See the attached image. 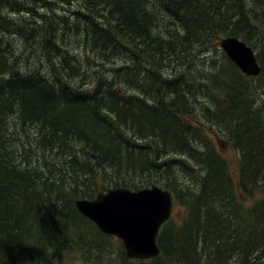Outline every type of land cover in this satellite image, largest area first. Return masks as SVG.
Listing matches in <instances>:
<instances>
[{"label": "trees", "instance_id": "1", "mask_svg": "<svg viewBox=\"0 0 264 264\" xmlns=\"http://www.w3.org/2000/svg\"><path fill=\"white\" fill-rule=\"evenodd\" d=\"M71 1L79 7L69 12L74 20L40 15ZM18 9L36 28L30 37L11 19ZM0 28V264L58 262L80 233L107 247L75 201L113 186L138 190L119 182L124 170L147 174L146 183L168 189L184 208L180 223L163 225V259L152 264H264V0H0ZM22 32L42 51L35 68L24 69L7 48L4 36ZM226 36L259 50L258 77L223 51L220 62L201 58L216 72H198L197 51ZM66 40L123 65L83 72ZM210 128L239 154L243 196L261 194L251 207L241 203L238 173ZM102 252L125 264L123 254Z\"/></svg>", "mask_w": 264, "mask_h": 264}, {"label": "rangeland", "instance_id": "2", "mask_svg": "<svg viewBox=\"0 0 264 264\" xmlns=\"http://www.w3.org/2000/svg\"><path fill=\"white\" fill-rule=\"evenodd\" d=\"M80 3H82V0H78ZM46 6H44L42 9H40V15L41 13H47V14H52V12H54V14H59L61 16H67L69 15V12L72 14L74 11L77 10L78 7V2L77 1H71L69 4L66 3H62V4H58V3H54V8H49L47 7V9L45 8ZM80 12V10H78ZM27 11H21V9H18L17 12L15 13H10L11 19H18V20H22V23L25 24L26 31L30 37L31 35V31L32 29H36L34 28V24L30 23V22H25L26 20V14ZM70 17H72L71 15H69ZM10 19V18H9ZM72 19L74 20L75 18L72 17ZM32 27V29L28 30L27 29L29 27ZM41 26V25H40ZM0 34H1V28H0ZM20 34L22 33H17V34H6L5 38L7 40L10 41V45L7 46V48L9 49L10 47H14L15 52L18 53V59L20 60V62L23 64V67L25 69V67H34L37 65L39 66V58L40 56H42V51L39 48L38 45H36L35 43H30V45H28V42H26V40L20 36ZM84 34L80 35L83 36ZM7 36V37H6ZM40 40V37H39ZM67 42V40H66ZM32 46V49H31ZM67 46L69 48H73L76 47L77 49L73 50L72 52H75L76 55L79 57L78 61H79V66L81 68V70L83 72H85L86 69L89 68L88 72H94L96 69L97 65H102L101 67H118V66H122L123 62H121V60L119 59V62H105L101 56L98 54L97 51L95 50H91L90 47H85L83 42H79V45L76 46L74 45L71 41L67 42ZM91 46V45H90ZM16 48V49H15ZM199 50V49H197ZM194 50V51H197ZM209 52L205 53V52H199L198 53V63H199V71L198 72H202L203 75L207 74V71H209L210 73L216 72V70L211 68V63L209 64L208 61L202 62L201 58H207L208 60L212 59L214 62H220L222 60V49L220 47V41L219 42H215L210 48H209ZM256 53H259V50L255 49ZM257 53V55H258ZM44 55V54H43ZM185 59H189L191 60V57L188 55ZM208 62V63H207ZM45 63L48 66L47 60L45 61ZM179 64L173 65L171 64V67H175L178 68ZM42 68V67H41ZM45 69V68H42ZM41 69V70H42ZM107 75L103 76V73L100 77L97 78L98 82H103L104 78L106 79ZM249 77H253V76H249ZM96 77L93 76L90 78L92 80H94ZM256 78V77H253ZM261 78L264 80V75L261 76ZM97 82H93L91 88H96L97 87ZM264 95V91L261 89V102L264 104V100H262V97ZM200 99L206 100L207 102H211V100L209 99H205L202 97H199ZM215 101L219 102L221 105L225 104V102L222 99H215ZM199 110H201V108H199ZM216 129L210 128L209 132H211L213 134V137L216 141L217 147L219 149V151L221 152V154L225 157L228 158L229 162H230V166L234 171H237V177L235 176V182H236V192L237 195L240 198L241 203L245 206V207H251L254 203H257V201L261 200V194L256 193L255 197L252 199L246 198L245 196H243L245 193L243 192V190L241 189L240 185H238V179H239V167H238V161H239V154L232 148H230V143L227 142V140H225L220 134H216ZM99 165L97 164V160H96V169H99L98 171L101 172L102 167H98ZM103 170H107V175H112V168H110L107 165H103ZM103 177L104 175L102 174V172L100 173ZM151 178L154 176H157L156 173H152ZM179 176V174H178ZM117 178L119 180L120 183L123 182H134L135 184L138 185V190L141 189H145V188H150L152 186H158L163 190H168L163 188V186H160L159 184L156 183H146V180L149 179L148 175L146 174L145 176L140 175L139 173H132L129 171L124 170V173H121L119 175H117ZM181 178L184 181V183L186 185H194L195 179L190 176V175H186L185 173H181ZM108 184L104 185V186H108ZM103 186L101 185V188ZM117 188L115 186L110 187V188H105L104 190H101L100 192H107L111 189ZM124 188V187H122ZM128 189V188H126ZM132 191H137V190H132ZM99 193V192H98ZM97 193V194H98ZM97 194H95L92 198H78V199H86V200H94L97 197ZM246 195V194H245ZM61 204H63V201H61ZM59 204V205H61ZM67 207L66 211H68V206L64 205ZM78 214L80 216H82L83 218L89 220L87 217H84L80 211L76 208ZM61 212V211H60ZM184 216V208L180 205H178L176 202L174 203L173 206V211L171 213V218L176 222V223H180L183 219ZM69 221H71V218L69 219ZM90 222H92L91 220H89ZM97 231H99L101 234H103L104 237H99V240L101 241H106L107 243V247H102L101 245L103 244L102 242L100 243V245L98 246H93L92 244L97 241L96 239H91L90 235H86L85 233H80L77 236V240L74 238V235H71V239L73 241L72 243V247L71 249L68 250L67 253L64 254V256L62 257L61 260H59L58 262H54L51 261V264H116L112 257L105 255L102 251L103 248H110V250L114 253V254H123V257H125V264H152V262L156 261V260H160L163 259V257H161V255H157L154 258L151 259H132L129 258L126 255V250L124 247V243L121 239H119L117 236L115 235H107L102 233L98 227L96 226V224L94 222H92ZM96 235V234H95ZM123 246V250L121 248V246ZM158 247L160 248L159 244ZM161 249V248H160ZM90 252V253H88ZM165 262V260H163ZM44 264V263H41ZM166 264V262L164 263Z\"/></svg>", "mask_w": 264, "mask_h": 264}, {"label": "water", "instance_id": "3", "mask_svg": "<svg viewBox=\"0 0 264 264\" xmlns=\"http://www.w3.org/2000/svg\"><path fill=\"white\" fill-rule=\"evenodd\" d=\"M220 47L243 74H261L256 52L240 38L223 37ZM76 207L102 233L121 239L129 258L150 259L160 254L157 236L171 217L173 196L158 186L137 191L115 188L98 193L94 200L78 199Z\"/></svg>", "mask_w": 264, "mask_h": 264}, {"label": "bare ground", "instance_id": "4", "mask_svg": "<svg viewBox=\"0 0 264 264\" xmlns=\"http://www.w3.org/2000/svg\"><path fill=\"white\" fill-rule=\"evenodd\" d=\"M38 15V14H37ZM18 22V21H17ZM101 25V24H100ZM31 27V26H30ZM19 34V33H18ZM97 35V34H96ZM5 37V36H4ZM2 42V41H1ZM10 42V41H9ZM3 46V45H2ZM89 48V47H88ZM4 49V48H3ZM44 56V55H43ZM52 57V56H51ZM141 61V60H140ZM11 66V65H10ZM6 67V66H5ZM5 69V68H4ZM50 80V79H49ZM131 107V106H130Z\"/></svg>", "mask_w": 264, "mask_h": 264}]
</instances>
